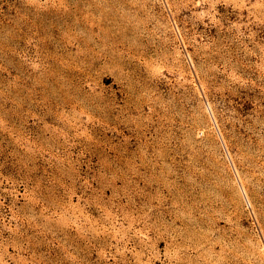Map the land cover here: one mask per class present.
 <instances>
[{
	"label": "rangeland",
	"instance_id": "rangeland-1",
	"mask_svg": "<svg viewBox=\"0 0 264 264\" xmlns=\"http://www.w3.org/2000/svg\"><path fill=\"white\" fill-rule=\"evenodd\" d=\"M0 264H264V0H0Z\"/></svg>",
	"mask_w": 264,
	"mask_h": 264
}]
</instances>
